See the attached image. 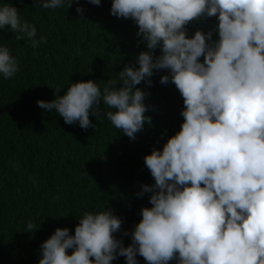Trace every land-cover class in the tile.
<instances>
[{
  "label": "clouds",
  "instance_id": "9594fccd",
  "mask_svg": "<svg viewBox=\"0 0 264 264\" xmlns=\"http://www.w3.org/2000/svg\"><path fill=\"white\" fill-rule=\"evenodd\" d=\"M65 2L70 8L73 0H33L44 10ZM110 14L132 20L147 50L103 90L96 81H77L38 106L87 130L103 104L111 124L135 140L151 122L149 93L136 86L150 87L154 71H166L159 83L180 93L183 122L162 150L144 157L154 184L141 185L136 195L150 194L151 207L140 210L128 246L114 235L122 219L106 207L78 218L74 235L56 228L41 244L38 264H112L118 257L138 264L137 255L146 264H264V0H112ZM212 17L214 30L188 35L187 25ZM5 29L33 48L46 42L9 3L0 4ZM18 71L17 59L0 46V74L10 79ZM38 228L28 222L25 231Z\"/></svg>",
  "mask_w": 264,
  "mask_h": 264
},
{
  "label": "trees",
  "instance_id": "16d2710c",
  "mask_svg": "<svg viewBox=\"0 0 264 264\" xmlns=\"http://www.w3.org/2000/svg\"><path fill=\"white\" fill-rule=\"evenodd\" d=\"M4 3L17 8L21 21L33 24L36 38L44 36L46 42L33 48L27 37L17 41L10 30H0V46L9 48L19 67L10 79L0 74V264H38L40 246L56 228L67 227L74 235L78 218L106 207L122 219L114 235L128 246L142 218L140 210L151 207L150 194L136 195L141 185L154 184L144 157L153 148L162 150L180 130V93L171 83H159L166 71H154L150 87L144 82L136 86L149 93L144 103L151 122L135 140L111 124L105 115L111 109L103 104L97 118L90 114L94 129L65 123L37 101L63 95L73 82L96 81L103 90L108 80H118L124 66L147 50L136 35L138 26L112 16V0H101L99 6L73 0L70 8L65 2L55 10L38 9L33 0H0ZM217 25L216 17L202 18L187 25V33H207ZM212 39H218L215 31ZM155 55H160L159 49ZM28 222L39 228L25 231ZM136 259L146 264L143 257ZM112 264L126 260L118 257Z\"/></svg>",
  "mask_w": 264,
  "mask_h": 264
}]
</instances>
